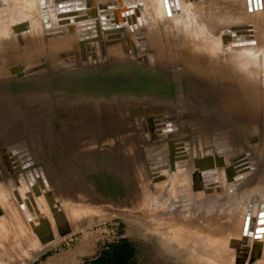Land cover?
I'll use <instances>...</instances> for the list:
<instances>
[{
  "label": "bare ground",
  "instance_id": "1",
  "mask_svg": "<svg viewBox=\"0 0 264 264\" xmlns=\"http://www.w3.org/2000/svg\"><path fill=\"white\" fill-rule=\"evenodd\" d=\"M39 1L41 9H45L44 1ZM110 1H117L116 15L122 21L126 9L136 5L152 8L153 19L144 15L140 23L147 27L140 31L146 33L154 68L146 69L130 60L134 50L122 22L117 29L102 33L106 62L89 70L99 77L97 82L89 79L51 89L50 80L58 76L56 62L69 50L76 55L75 27L57 25L54 5L59 0H45L52 17L45 24L38 0H0V161L5 160L7 167H11L4 148L25 139L30 156L44 153L37 162L44 167L48 186L45 190L41 181L34 178L37 189L44 191L34 195L25 183L30 192L27 194L16 184V176L7 175L3 168L6 178L0 177V208L4 210L0 234L6 224L31 230L39 226L41 234L45 231V220L52 217L51 203L59 201L71 214L80 206L78 198H82L102 208H108V202L123 207L120 217L124 221L132 224L136 219H144L148 220L143 221L147 227L160 225V232L149 234L163 236V240L172 243L175 241L172 239L185 238L196 245L192 246L195 251L203 250L202 243L208 242L205 239L212 241L214 254L217 242L214 237L224 234L226 222L241 219L240 233L233 240L237 260L256 258L264 252V232H256L264 228V224H256L259 213H264V208L259 209L264 206V0H260L261 10L251 13L247 11L246 0H177L180 14L170 17L165 16L160 0H88L92 19L100 20L96 5ZM246 24L254 26L255 47L231 48L234 40L228 43L230 38L219 34L222 29ZM175 66L181 68L184 108L180 110L175 109V103L156 106L146 82L142 85L143 92L138 87L145 76L167 72ZM131 86L137 98L129 92ZM113 88L116 95L112 94ZM110 94L113 97L109 98ZM83 108L92 116L77 112ZM128 112L129 119L120 117ZM169 113L177 118V138H191L186 161L175 162L170 158L168 147L172 142L155 133L153 116ZM32 119L41 124L27 125ZM58 121H64L60 125L70 131L89 135L78 138L70 135L66 141L70 150H62L61 137L54 135ZM82 122L85 123L79 125ZM30 128L37 129V137H33L35 132L31 136L26 134V130H33ZM197 131L202 133L201 148L191 150L190 143ZM209 142L213 143L211 151L207 149ZM245 151H251L252 160L247 165L254 169L236 174L231 160ZM213 169L218 174V194L206 193L202 188L200 173ZM74 170L83 177L80 182H85L86 190L80 187L79 197L73 192L75 188H71L70 175ZM8 178L13 180L11 185L19 202L6 186ZM250 178L254 180H250L248 195L245 192L244 202L232 210L229 196ZM46 194L53 200L51 203ZM250 194L254 197L249 198ZM28 196H32L39 212L37 217L32 218L22 204ZM257 199L261 201L257 202L256 210ZM245 219L248 221L245 235L253 230L248 240L242 239ZM172 225L178 226L177 231L169 233ZM184 227L191 232L200 231L203 237L193 241L191 233L179 230ZM253 262L264 264V257Z\"/></svg>",
  "mask_w": 264,
  "mask_h": 264
},
{
  "label": "water",
  "instance_id": "2",
  "mask_svg": "<svg viewBox=\"0 0 264 264\" xmlns=\"http://www.w3.org/2000/svg\"><path fill=\"white\" fill-rule=\"evenodd\" d=\"M45 9H41L40 1V17L42 23L45 24L46 21L50 22L52 20L50 9L46 4ZM88 0H59L57 4L54 5L55 18L58 26H74L77 31V49L76 55L72 50L64 53L65 56L62 60L56 62L58 76L50 80V88L57 89L64 86L80 83L91 79L92 82H97L99 80L98 76H93L89 73V70L97 67L101 63L106 62V42L102 35L104 31L115 30L117 27L124 23L128 30L129 42L132 47L133 54L130 55V60L134 61L137 66H144L148 69L154 68V63L152 59V52H149L150 45L144 31H140L147 24L140 23L143 21V16L146 19H153V10L150 7L143 5H136V7L126 9L121 16L117 18L116 12L118 11L117 1L103 2L96 5V12L99 15L100 20L92 19L90 12L91 7L87 4ZM161 5L166 17L175 16V14H180L178 9L177 0H160ZM192 2V0H189ZM197 1V0H194ZM174 5V6H172ZM247 11L251 13L253 10H261L260 0H246ZM124 15V17H123ZM151 15V16H150ZM133 17V18H131ZM135 18V20H134ZM128 20V21H127ZM119 22V23H118ZM137 24V25H136ZM225 32V33H224ZM224 33V34H223ZM220 36L227 35L234 42L230 43L231 48H245V47H255L257 44L256 37L254 35V26L251 24L234 26L228 29L220 30ZM148 54H144L147 53ZM80 69V70H78ZM173 74V75H172ZM171 77L169 78V76ZM147 83L152 100L155 101L156 106H169L174 104L175 109L180 110L184 108L183 104V94H182V77L181 68L179 66L171 67L167 72L153 73L145 76L142 80L138 82L139 91L143 92L142 85ZM172 86V87H171ZM177 99H180L177 101ZM182 121L185 120V114H182ZM153 122L155 123L156 132L163 140H170L172 142L168 147V156L173 158L175 162L186 161L188 159V146L190 137L177 138L178 127L177 118L169 114H156L153 116ZM33 130H26V134L29 133L30 136L33 132V137H37V129L30 128ZM154 131V127H152ZM150 130V131H152ZM149 131V133H150ZM202 133L200 131L195 132L194 141L190 143L191 150H197L201 148L200 138ZM29 138V136H27ZM28 146L26 140L22 139L19 142L11 144L4 148L6 153V159L11 163V167H7L5 160L0 161V177L6 178L4 174V169L7 175L16 176V184L26 193H30L26 187H30V190L34 195H39L35 184L34 178L37 181H41L45 190L48 189L44 167L37 162L39 157L44 155L38 153V155H29ZM252 153L251 151H245L239 157L231 160V168L236 174H242L253 170V166L248 167L247 162H251ZM207 163L211 162L208 160ZM4 168V169H3ZM216 169L211 171L201 172L200 176L202 178L203 189L206 193L218 194L220 192L219 179ZM25 180V182H24ZM208 180L207 182H205ZM1 182V181H0ZM12 178L6 180V186L11 193V196L16 202H19L16 191L14 190ZM26 183V184H25ZM46 197L48 198L47 194ZM18 200V201H17ZM51 203L53 200L49 199ZM22 204L27 208L30 216L32 218L39 216V212L35 206L32 196H28L22 202ZM51 214L54 227L59 237L69 234L70 226L68 220L60 206L56 201L50 204ZM264 206H260V210H263ZM1 214V210H0ZM257 225L264 224V213L260 212L258 215ZM45 232L42 234L38 233L39 226H35L32 232L38 238L42 245L51 242L54 236V230L50 223V220H45ZM264 232V228L256 230V232ZM256 239V237H255ZM257 256V255H256Z\"/></svg>",
  "mask_w": 264,
  "mask_h": 264
},
{
  "label": "rangeland",
  "instance_id": "3",
  "mask_svg": "<svg viewBox=\"0 0 264 264\" xmlns=\"http://www.w3.org/2000/svg\"><path fill=\"white\" fill-rule=\"evenodd\" d=\"M137 3L139 4V2ZM130 88L133 89V86ZM131 89H129V92L132 93V97L135 98L138 96L135 89ZM113 93L115 95L117 93L115 88H113L112 94ZM112 94H110L111 96H109V98L113 97ZM77 112H88V114L92 116V113L86 111L85 108ZM130 114L131 113L128 112L126 116L120 115V117L122 119H129L131 117ZM128 115L130 116L128 117ZM32 120L33 121L27 125H36L40 122L37 120L35 121V119ZM58 122L57 133L54 129V135H56V137H61L62 141L59 144L61 145V148H63L62 150H70V148L66 146V141L70 135L73 138L87 137L89 135L88 132L74 130L70 131L65 126L60 125L64 121ZM83 123L85 122H82L79 125H82ZM209 143L211 144H207V149L208 151H211L213 143ZM231 145H233V143H231ZM260 148L263 149V147ZM72 174L70 175V177H72L71 180L73 181L71 182V188H75V190L77 189L76 191L73 189V192L75 195L77 194V197H79V194L82 193L80 189L82 187V189L85 188V182L83 184L80 182V179L83 177L78 174L77 170H74ZM250 180H254V178L245 180V182H242L239 184V186L236 185L238 188L235 190L238 191V194L235 193L236 191L234 190L232 196H229L231 197L230 203L232 204V210H236L244 202L245 192L246 195H248L247 192H249L248 189H250ZM76 184L78 185L77 187ZM104 189L107 191L105 187ZM100 193H102V191H100ZM250 195L248 196L249 198L254 197L253 195ZM235 196L236 198L234 199ZM241 198L242 200H240ZM78 199L77 200L80 206L76 208V210L72 211L71 214L70 210H68L66 207L63 209L62 204L58 201L68 220L70 232L63 237H59L54 227L52 217L49 216L48 220H50L54 230L55 238L52 242H49L45 245L41 244V242L32 232L31 228H17L10 224H6L5 230H2L3 234H0V264H112L115 260H120L119 264H256V262L253 261H260L264 257V252H260L257 254L256 258L248 257L245 259L239 257V260H237V247H233V240L234 237H238V233H240L238 223L241 221V219L239 220L235 218L230 222H226V225L223 229L224 234L214 237L217 238V242L215 243L216 254H214L211 251L213 242L205 238V241L208 242H204L202 244L207 248L204 249L203 247V250L200 249L195 251L193 250L194 248L192 249V246L196 245L189 243V241L187 242L185 238L182 239L181 237H178V239H172L175 240L172 243V241L163 240V236L158 237L159 235H154L158 233L157 231L160 232V229H158L160 228V225L158 227L156 224H153L150 225V227H147L149 225H145L144 222H148V220L144 219H136L139 221L135 220L132 222V224L130 222L124 221L123 218L120 217V214H123V207H114L113 204L108 202V208H102L98 205H90V202L87 199ZM260 201L257 199V201L254 202V207L256 210ZM0 210L1 221L4 216V210L2 208H0ZM15 213L17 214V217H19L16 211ZM20 221L22 222V220ZM246 221L247 220L245 219V224L248 222ZM245 226L246 227L242 231V239L245 238L244 240H248L250 239V236H252L251 231L253 230H249L247 236L245 234L247 233L246 229L248 228V225L246 224ZM177 227L178 226L175 227L172 225L171 229H169V233H174L177 231ZM147 228L148 230H146L144 233V229ZM154 230L155 232H152ZM179 230L183 233L186 231L191 233L192 239L195 242H197V239L200 240L203 237L201 236L202 233L195 229H193V232H191L190 228L188 227L180 228ZM44 232L45 231L41 233L43 234ZM149 232L154 234L150 235ZM157 239L162 240V242H159ZM180 251H182V253H179ZM233 258L235 259L234 261Z\"/></svg>",
  "mask_w": 264,
  "mask_h": 264
},
{
  "label": "trees",
  "instance_id": "4",
  "mask_svg": "<svg viewBox=\"0 0 264 264\" xmlns=\"http://www.w3.org/2000/svg\"><path fill=\"white\" fill-rule=\"evenodd\" d=\"M120 260H115L112 264H119Z\"/></svg>",
  "mask_w": 264,
  "mask_h": 264
}]
</instances>
